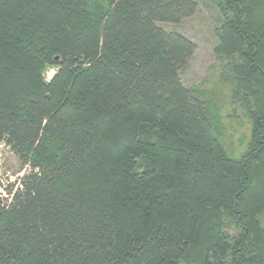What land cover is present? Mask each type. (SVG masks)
Listing matches in <instances>:
<instances>
[{
  "label": "trees",
  "instance_id": "1",
  "mask_svg": "<svg viewBox=\"0 0 264 264\" xmlns=\"http://www.w3.org/2000/svg\"><path fill=\"white\" fill-rule=\"evenodd\" d=\"M212 1L239 155L160 26L195 0H0V264H264V0Z\"/></svg>",
  "mask_w": 264,
  "mask_h": 264
},
{
  "label": "rangeland",
  "instance_id": "2",
  "mask_svg": "<svg viewBox=\"0 0 264 264\" xmlns=\"http://www.w3.org/2000/svg\"><path fill=\"white\" fill-rule=\"evenodd\" d=\"M195 1L198 9L194 16L187 18L179 25L161 24L160 26L168 32L183 35L195 44L196 51L188 66L180 74L182 83L187 89L196 91L201 97L210 101L215 106L213 113L220 111L225 127V142L228 147H231L230 150L239 155L245 151L251 125L242 111L230 104L227 92L215 86L226 65V62L215 54L218 45L216 30L222 19L218 7L212 0ZM47 72L46 78L50 80L56 69L52 68ZM20 171L21 164L15 154L6 146H0V181L3 187L10 188L13 184L20 187L21 180L30 172V169ZM0 193L8 197L1 187Z\"/></svg>",
  "mask_w": 264,
  "mask_h": 264
}]
</instances>
